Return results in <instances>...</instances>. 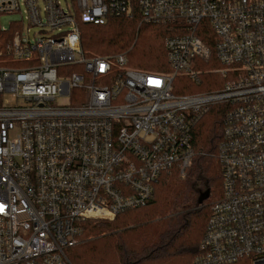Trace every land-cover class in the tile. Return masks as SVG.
<instances>
[{"label":"built area","instance_id":"obj_1","mask_svg":"<svg viewBox=\"0 0 264 264\" xmlns=\"http://www.w3.org/2000/svg\"><path fill=\"white\" fill-rule=\"evenodd\" d=\"M136 4L175 30L169 73L83 49L81 23ZM5 15L18 18L0 22V264H73L85 221L144 206L165 172L186 173L214 105L227 110L223 192L192 264H264V0H0ZM214 58L221 86L174 92Z\"/></svg>","mask_w":264,"mask_h":264},{"label":"trees","instance_id":"obj_2","mask_svg":"<svg viewBox=\"0 0 264 264\" xmlns=\"http://www.w3.org/2000/svg\"><path fill=\"white\" fill-rule=\"evenodd\" d=\"M80 28L88 56L126 53L134 68L171 72L165 40L175 30L145 20L137 4L131 13L109 14L103 25L81 23ZM219 66L215 58L202 62L201 83L178 76L174 92L215 91L221 86L222 77L212 70ZM225 109L222 105L212 106L193 128L195 153L185 174L177 168L165 172L144 206L121 212L114 220H87L82 224L80 242L68 250L73 264L193 263L206 236L211 204L223 192V166L218 153ZM206 190L211 195L199 204L198 198Z\"/></svg>","mask_w":264,"mask_h":264},{"label":"rangeland","instance_id":"obj_3","mask_svg":"<svg viewBox=\"0 0 264 264\" xmlns=\"http://www.w3.org/2000/svg\"><path fill=\"white\" fill-rule=\"evenodd\" d=\"M61 3L63 6H66V0H61ZM17 18H18L17 15H5V16L1 17L0 22H1V25L5 26V27H9L10 23ZM35 30H38V28H35ZM62 101H64V100H62Z\"/></svg>","mask_w":264,"mask_h":264},{"label":"water","instance_id":"obj_4","mask_svg":"<svg viewBox=\"0 0 264 264\" xmlns=\"http://www.w3.org/2000/svg\"><path fill=\"white\" fill-rule=\"evenodd\" d=\"M211 195L210 190H206L204 192H202L198 198V203L199 204H203L205 200H207Z\"/></svg>","mask_w":264,"mask_h":264}]
</instances>
